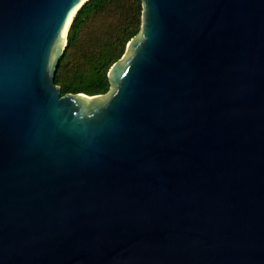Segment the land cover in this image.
Wrapping results in <instances>:
<instances>
[{"label":"water","instance_id":"water-1","mask_svg":"<svg viewBox=\"0 0 264 264\" xmlns=\"http://www.w3.org/2000/svg\"><path fill=\"white\" fill-rule=\"evenodd\" d=\"M89 1L0 0V264H264V0H142L62 96Z\"/></svg>","mask_w":264,"mask_h":264},{"label":"trees","instance_id":"trees-1","mask_svg":"<svg viewBox=\"0 0 264 264\" xmlns=\"http://www.w3.org/2000/svg\"><path fill=\"white\" fill-rule=\"evenodd\" d=\"M142 0H91L74 18L56 73L62 96L105 95L109 71L141 31Z\"/></svg>","mask_w":264,"mask_h":264},{"label":"bare ground","instance_id":"bare-ground-1","mask_svg":"<svg viewBox=\"0 0 264 264\" xmlns=\"http://www.w3.org/2000/svg\"><path fill=\"white\" fill-rule=\"evenodd\" d=\"M78 8H79V7H78ZM78 8H77V9H78ZM74 13H75V12H74Z\"/></svg>","mask_w":264,"mask_h":264}]
</instances>
